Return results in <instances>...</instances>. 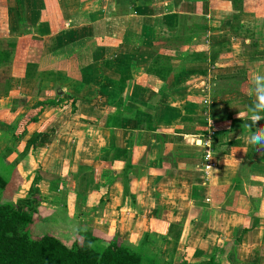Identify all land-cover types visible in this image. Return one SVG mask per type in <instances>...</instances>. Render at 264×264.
<instances>
[{
  "label": "crops",
  "instance_id": "crops-1",
  "mask_svg": "<svg viewBox=\"0 0 264 264\" xmlns=\"http://www.w3.org/2000/svg\"><path fill=\"white\" fill-rule=\"evenodd\" d=\"M198 21L206 32L193 24ZM155 40L158 53L183 58L174 61L167 90L149 75ZM32 45L43 55L69 46L81 69L72 76L55 71L58 80H44L37 94L41 74L26 72ZM6 50L0 156L11 148L17 125L48 97L44 92L57 101L78 99L74 112L45 109L28 132L43 130L42 145L31 146L17 165L20 173L41 169L67 179L74 212L72 174L81 166L96 169L100 190L90 189L82 216L69 209L68 219L107 242H147L146 250L162 261L177 250L175 264L215 254L221 264H264V150L248 143L264 127V118L251 119L258 102L254 78L264 76V0H0V52ZM129 70L128 87L121 75ZM124 107L131 111L113 134L107 117ZM211 131L217 167L208 178L204 144ZM113 140L123 150L137 145L131 154L118 153ZM30 141H16L12 162ZM118 156L121 161L113 159ZM125 157L133 165L130 196Z\"/></svg>",
  "mask_w": 264,
  "mask_h": 264
},
{
  "label": "trees",
  "instance_id": "trees-1",
  "mask_svg": "<svg viewBox=\"0 0 264 264\" xmlns=\"http://www.w3.org/2000/svg\"><path fill=\"white\" fill-rule=\"evenodd\" d=\"M187 21L188 18L186 17L185 22ZM193 24L199 27V29L202 28L205 32L207 31L206 24ZM197 32L198 31H196V33ZM162 41L168 42V40ZM158 42L159 40H155L151 44V48L155 53V61L149 70V75L161 81V89L163 87L167 90V78L169 77L168 75L173 72L172 65H174L175 60L177 61L183 58L175 57L173 53H158ZM11 47L14 48V45L12 44ZM71 50L73 51L75 49L65 46L56 52L43 55L39 47L34 45L30 46L26 57V72L29 76H34L38 73L41 74L39 84L36 88L38 92L37 94H41V84L44 80H58V75L55 71H65L72 76L75 71L81 69V66L78 63L77 55H70L72 52ZM165 50L170 52L172 51L169 46H166ZM9 51L10 50L0 52V65H2V63L9 62L11 57V53ZM44 69H47V71H44ZM131 74V70L123 72L121 75L122 84H127L129 87ZM161 77H164V80H162ZM155 78H151V83L155 84ZM44 94L48 97L45 99L42 98L38 101L33 106L30 114H28L23 121L17 125L13 134V140H11L13 141L12 146L11 148H7L5 150V152L0 156V159L5 157V155L9 157V153L16 152V141L24 138L30 128L38 123L39 117L42 116L46 108L61 107V110L65 111L71 107L72 112L76 110V104L78 101L77 98L68 96V101H57V98H60L59 96L55 95L56 97H53L51 92H44ZM247 97L250 106V103H252V97L249 95H247ZM128 98L129 97L126 94L124 97L125 105ZM129 111L131 110L128 107H124L122 109L116 108L114 113L112 112L108 115L106 127L111 129V132L114 134L113 130L121 128V121ZM42 135L43 130L33 134L31 141L24 150V156H26L31 146H34V149L41 147L42 144L40 143V138ZM112 138L114 139V136ZM136 143L137 142L134 140L131 148L123 150L122 148H118L113 140L111 149L118 153L120 151H124L125 154H131L130 151L134 149L137 145ZM13 144H15V146H13ZM102 159L103 161L107 160V158L104 157ZM113 159L121 161L122 158L118 156ZM124 159L127 160V162L125 161L124 166L125 195L130 196V174H132L133 165L131 164V159L129 160L127 157ZM16 164L17 163L14 161V164L12 163L9 169H5L0 166V190L6 191L11 182L14 183L13 187L16 186L14 182L15 176L11 178V176L16 173V171H14L16 170ZM37 173L41 180L49 183V186H46L48 187V190H50L52 186L56 188L57 194L59 195L57 200L60 199V196L63 195L64 191H67V187L65 186L67 179H63L61 176H56L48 172H43L41 169H39ZM72 177L76 183V188L74 190V194L76 195V207L82 215L84 212L80 209L83 207L90 189L97 191L100 190V184L97 183V172L94 167L81 166L77 173L72 174ZM57 181L60 182L61 187H57ZM62 181L64 182L61 185ZM39 185L41 184L37 183L33 185L32 192H36ZM10 190L11 189L7 191L6 198L9 196L8 192L11 193ZM48 194H46V198L48 197ZM103 194H107L106 190L105 192L103 191ZM27 202H30V204ZM103 202L104 201H101V204ZM21 203L25 204V208L19 207V204ZM26 203L29 207L26 206ZM19 204H0V264H170V262L162 261L157 258V256L146 250L147 242L143 243L140 247L130 246L118 240L107 242L106 240L96 236L89 229H86L85 231H77L82 236L81 242L80 240H76L71 247L51 233L35 237L31 234V227L35 221L34 216L37 214L36 209L33 207L34 199L31 200L28 196ZM174 229L178 231V228ZM179 239L180 237H177L174 240L178 242ZM181 264L221 263L215 254L207 261H188L185 259Z\"/></svg>",
  "mask_w": 264,
  "mask_h": 264
},
{
  "label": "rangeland",
  "instance_id": "rangeland-1",
  "mask_svg": "<svg viewBox=\"0 0 264 264\" xmlns=\"http://www.w3.org/2000/svg\"><path fill=\"white\" fill-rule=\"evenodd\" d=\"M24 138L25 140H31L32 137L28 133ZM4 143H6V146L8 145L7 141L6 142L4 141L3 144ZM13 146H15V144H13ZM2 152H4V150ZM16 154H17V158L14 159V161L17 164H16V170L14 171H16L17 173H14L13 176H11V178L15 176L14 182L16 186L13 187L14 183L11 182V184L8 186L6 191L0 190V204L18 205L23 199H26L29 196V199L31 200L34 199L33 207L36 209L37 212L36 216H34V220H35L34 224L31 227V234L33 236L39 237L41 235L51 233L70 247L76 240H80L81 242L82 236L77 231H81V230L85 231L86 227L85 226L84 228L81 227V224L78 221H75L70 216H69L70 219L67 218L68 216L67 212L69 211V209L71 211L70 214L72 215L75 214L74 215L75 217H77V214L79 213L78 210L74 212L73 207L72 208L70 207L69 201L67 202L68 200L67 198H69L66 197L67 191H64L63 195L60 196V199L57 200L59 195L57 194L56 188L52 186V188L48 190V187L46 186H49V183H46L45 181L41 180L37 172H33V173L29 172L28 174H25L24 172L23 173L19 172L17 165L25 162V159L28 158V155L26 154L27 156H24L25 154L24 151L21 152L20 154L18 150ZM5 157H2V159H0V166L4 167L5 169H9L11 167V164L12 163L14 164V161L12 162L11 159L6 155ZM63 182L64 181L61 182V185ZM37 183L41 185H39V188L36 192H32V186ZM58 186H60L59 181H57V187ZM9 189H11L10 190L11 193L8 192L9 196H7L6 198V193ZM46 194H48L47 198H46ZM63 200L65 202L61 203V201ZM50 201L52 203H50ZM27 203L30 204V202ZM27 203L26 206L29 207ZM19 207L25 208V204L21 203L19 204ZM81 211L83 212L85 211V209H81ZM80 216L82 215L80 214ZM176 253L177 250L176 252H173L171 256L170 264H175ZM185 258L186 257H182L181 259H179L180 264L182 263L183 260H185Z\"/></svg>",
  "mask_w": 264,
  "mask_h": 264
},
{
  "label": "clouds",
  "instance_id": "clouds-1",
  "mask_svg": "<svg viewBox=\"0 0 264 264\" xmlns=\"http://www.w3.org/2000/svg\"><path fill=\"white\" fill-rule=\"evenodd\" d=\"M255 83L257 85V99L258 102L254 106L253 115L251 119L254 123H258L262 118L259 113L264 111V76L257 75L255 76ZM248 143L257 147V151L264 150V127L258 129L255 133H252L248 137Z\"/></svg>",
  "mask_w": 264,
  "mask_h": 264
},
{
  "label": "built area",
  "instance_id": "built-area-1",
  "mask_svg": "<svg viewBox=\"0 0 264 264\" xmlns=\"http://www.w3.org/2000/svg\"><path fill=\"white\" fill-rule=\"evenodd\" d=\"M214 136H215L214 131H211L210 134L208 135L207 142H205L204 144L206 148V153L204 156L203 171L208 178L210 177L212 171L217 167V163L214 160L213 147H212V138Z\"/></svg>",
  "mask_w": 264,
  "mask_h": 264
}]
</instances>
